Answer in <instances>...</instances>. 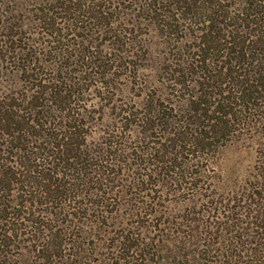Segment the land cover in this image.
Returning a JSON list of instances; mask_svg holds the SVG:
<instances>
[{"label":"rangeland","instance_id":"374dc122","mask_svg":"<svg viewBox=\"0 0 264 264\" xmlns=\"http://www.w3.org/2000/svg\"><path fill=\"white\" fill-rule=\"evenodd\" d=\"M68 2L0 0V98L11 101L23 125L39 114L56 133L73 127L76 147L66 152L36 141L45 154L29 149L59 173L53 187L72 192L48 199L14 191L7 227L18 238L2 243L5 264H43L44 241L57 251L54 230L67 254L57 264H139L143 253L151 264L214 261L228 245L222 228L229 219L246 224L257 213L241 206L264 158V99L257 113L240 114L245 109L233 93L231 109L239 113L209 131L220 116L214 86L227 59L219 49L202 50V8L191 11L184 0H76L93 14L70 20ZM249 2L224 5L233 11ZM40 103L42 111L32 106ZM5 142L0 134L4 161L20 164L29 156ZM137 234L147 243L163 235L176 252L185 238L180 253L203 257L177 260L174 252L154 253L151 243L128 253L136 238L127 236Z\"/></svg>","mask_w":264,"mask_h":264},{"label":"trees","instance_id":"16d2710c","mask_svg":"<svg viewBox=\"0 0 264 264\" xmlns=\"http://www.w3.org/2000/svg\"><path fill=\"white\" fill-rule=\"evenodd\" d=\"M69 1L68 4H65L64 8L63 6L60 8H63L65 13L71 14L69 17L70 20H76L75 17L78 15L83 16L82 14H88L90 16V14H93L90 12L89 5L85 7V5L76 4V0ZM184 1L185 6L189 10H195L197 12V10L202 8V14L206 15L207 19L204 20L206 29L203 31L205 36L202 38V50L208 52L219 49V51L224 53V60L227 59V61H224L227 64L222 63V70L217 75L221 78L220 83L214 86L216 89L214 95L222 97V101L217 104V109H214V112L220 116L211 119L209 131L217 132L216 122L222 124L230 120L233 121V118L239 112L242 114L247 113V111L255 112L254 110H256L257 113L258 110L263 108L261 106L264 99V0H247V2L250 1L249 4L244 5L242 8L240 5L235 4L236 7L233 11L228 4H226L227 6L224 5L225 2L231 0H203L204 4L202 7L198 5L196 0ZM93 8L95 13L97 12V17H101L98 15L102 14V11L95 7ZM139 8L141 9L142 7L140 6ZM1 9L2 7L0 5ZM73 15L76 16L72 18ZM1 28L2 21L0 19V30ZM220 30L222 31V35L216 36L215 32L218 33ZM16 50L14 49L13 52ZM205 61L206 57L204 56L200 62L204 66V70H208ZM210 63H213V61H210ZM226 83L231 84L232 87L226 89L223 85ZM233 93L238 99L242 100L240 107L241 109H245V112H242V110L239 112L237 110L235 112L232 111L230 104L235 101L234 97L231 96ZM54 94L57 95L59 92H54ZM223 98L227 100L231 99L230 103L227 105ZM224 105H227V107L225 108ZM32 106L36 109L41 106V111L44 107L41 103ZM13 108L11 101H7L3 97L0 98V132H2L0 134L6 140V149L13 148V144L17 142L15 147L21 150L24 155L25 153L29 155V149L31 151L35 149L38 152L37 154L39 152H44L45 154L46 146H34L36 141H40L45 145L48 144V147H52L53 149L64 147L66 152L76 151V147L73 149V145L75 144L73 142L74 131H71L73 127L65 124V128L70 132L56 133L54 131L56 126H48L46 122L41 121L42 118L46 117L39 114L35 115L37 120H32V123L25 122V125H23L20 123L22 121H19L21 115L15 113ZM34 130H38L41 134L36 133ZM21 134L28 136L29 141H26L24 137L22 139ZM33 139L35 142H33ZM57 139L64 141L60 144V141H56ZM52 140L56 141L53 145L51 143ZM5 152L1 151L0 154V264H5L7 254L2 249V243L5 240L10 241L12 238H18V232L12 231L7 227V224L12 220L10 218L9 203L11 202L12 196H14V191L20 190L23 194H40L48 199L53 198L58 192L64 194L67 191H71L70 188L66 187L62 191H58V188L53 187V178L54 176L58 177L59 173L56 172L54 174L53 170L48 167V164L40 156L33 154V156L29 155L22 159L20 164L16 163V161L10 163L3 160L2 153L4 154ZM262 155L264 157L263 153ZM21 167L22 170H20ZM258 170L259 172L255 175L254 181L257 183L249 188L248 203L245 202L246 205L241 206V209H247L249 211L250 207H254L257 213L246 224L232 225L229 219L228 222L230 225L222 228L223 231H226L227 235L230 233L227 236V240L229 241L228 245L222 247L221 255L213 257L214 261L204 259L205 264H210V262L211 264H264V158ZM51 172L53 175L50 174ZM237 202V205H240V201ZM35 203L34 198H32L30 205H34ZM242 217H245L247 220V214L245 212L242 213ZM244 235H249L251 239L249 240ZM61 236L60 231L54 230L53 241L54 248L57 249L55 253L57 254L53 253L50 242L44 241L46 242V246L45 244L40 245L43 252H45L43 254L45 258L43 264H57L63 262L64 257L67 256L63 251L65 245L62 242ZM135 236H127V240L130 237V240L136 238L134 244L127 248L129 250L128 253L132 251V253L136 254L137 252V254H140L144 250V247L151 243L155 246L152 248L154 253L169 252L172 254L174 252L173 257L177 258V260H183L185 258L186 260L189 259V262L192 260L191 263L197 258L195 255H191L190 257V255L180 253L186 247V241L188 240L185 238L178 241L181 247L175 245L179 250L176 252V250L168 248L165 243V236L163 235L159 239H151L149 243L146 242V238L141 234ZM70 250L72 251L73 249L70 247ZM74 255H77V252H74ZM138 257L141 260L139 264H146V261L147 264H151L150 261L145 259L144 253ZM202 257L197 259H202Z\"/></svg>","mask_w":264,"mask_h":264}]
</instances>
